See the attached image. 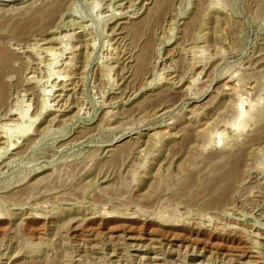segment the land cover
Listing matches in <instances>:
<instances>
[{
    "label": "rangeland",
    "instance_id": "obj_1",
    "mask_svg": "<svg viewBox=\"0 0 264 264\" xmlns=\"http://www.w3.org/2000/svg\"><path fill=\"white\" fill-rule=\"evenodd\" d=\"M3 53L0 264H264V0H0Z\"/></svg>",
    "mask_w": 264,
    "mask_h": 264
},
{
    "label": "bare ground",
    "instance_id": "obj_2",
    "mask_svg": "<svg viewBox=\"0 0 264 264\" xmlns=\"http://www.w3.org/2000/svg\"><path fill=\"white\" fill-rule=\"evenodd\" d=\"M8 53V52H7ZM9 55H10V53H8ZM8 54H6V53H3L2 55H1V58H0V60H1V62H2V66L4 67V70H9V68H10V64H11V62H9V57H8ZM13 57V56H12ZM145 57V56H144ZM143 57V58H144ZM5 71V72H6ZM5 88V83H4V81H3V79L2 80H0V90L1 91H3V89ZM59 98V97H58ZM249 114L250 113H247V115L249 116ZM246 115V116H247ZM256 117V116H255ZM235 164V163H234ZM236 168V167H235ZM236 170V169H235ZM230 171V170H229ZM230 184V183H229Z\"/></svg>",
    "mask_w": 264,
    "mask_h": 264
}]
</instances>
